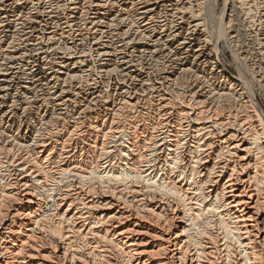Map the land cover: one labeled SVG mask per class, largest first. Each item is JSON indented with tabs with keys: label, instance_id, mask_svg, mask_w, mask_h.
I'll use <instances>...</instances> for the list:
<instances>
[{
	"label": "bare ground",
	"instance_id": "6f19581e",
	"mask_svg": "<svg viewBox=\"0 0 264 264\" xmlns=\"http://www.w3.org/2000/svg\"><path fill=\"white\" fill-rule=\"evenodd\" d=\"M203 4L0 0V264H264V110Z\"/></svg>",
	"mask_w": 264,
	"mask_h": 264
},
{
	"label": "rangeland",
	"instance_id": "374dc122",
	"mask_svg": "<svg viewBox=\"0 0 264 264\" xmlns=\"http://www.w3.org/2000/svg\"><path fill=\"white\" fill-rule=\"evenodd\" d=\"M201 1H202V4L204 1V4L202 5L204 10L201 12V15H202V18H204L206 20L205 26L207 28H205L206 29L205 32L207 35H210L212 45L213 46L217 45V47L219 49V61H220V63L225 65L228 68L229 73H232L234 76L239 75V74H244L245 76H247L249 78L250 82H253L252 86H253V90L255 91V94H256V102L259 105H261V108L264 110V86H262V82H257L256 80H258L259 78H257L253 74H250L249 70H251V68L249 67L248 64H246V63L241 64L240 62H237V60L235 59V56L237 55L239 48L237 46H235L234 43H231L230 41H228V38H226V37H228V30H229L227 21H229L228 19L230 18V20L232 19V21H231L232 22L231 23L232 31L234 34H237L239 37L238 38V40H239L238 44H240V43L244 44V43L250 42L248 44V46L250 48L253 47L254 41L251 38L252 33H250V29L252 27H251V25H248L247 19H245V15L243 13V7L239 6L238 3L233 1V0H231V1L230 0H227V1H225V0H201ZM224 5H226V7ZM243 6H245V5H243ZM224 7L227 10H225L223 13ZM242 14H243V16H242ZM256 24H257V22H256ZM249 27H250V29H249ZM235 31H236V33H235ZM254 47H255V44H254ZM239 52H240V50H239ZM248 52H250V51H248ZM248 52L242 51V54L243 53L245 54ZM253 52H254V50H253ZM253 52L251 50V53H253ZM258 69L264 71V65L260 64ZM258 69H255V70L257 71ZM252 78H253V81H252Z\"/></svg>",
	"mask_w": 264,
	"mask_h": 264
}]
</instances>
